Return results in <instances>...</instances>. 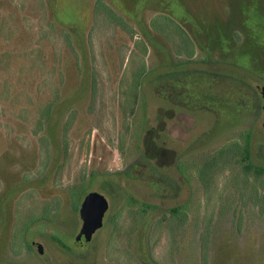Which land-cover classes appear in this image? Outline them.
I'll return each mask as SVG.
<instances>
[{
	"label": "rangeland",
	"instance_id": "rangeland-1",
	"mask_svg": "<svg viewBox=\"0 0 264 264\" xmlns=\"http://www.w3.org/2000/svg\"><path fill=\"white\" fill-rule=\"evenodd\" d=\"M95 2L0 0V264H264V0Z\"/></svg>",
	"mask_w": 264,
	"mask_h": 264
},
{
	"label": "trees",
	"instance_id": "trees-1",
	"mask_svg": "<svg viewBox=\"0 0 264 264\" xmlns=\"http://www.w3.org/2000/svg\"><path fill=\"white\" fill-rule=\"evenodd\" d=\"M102 9V13L104 11L105 19H108L110 22H117V24L121 26H125L124 19H122L121 16H119L115 11H113L112 8H110L108 5H106L103 0H96L94 4V14H98ZM135 80V79H134ZM138 83L134 81L133 87L136 88ZM134 94V93H133ZM223 155H225L229 160H235V162H238L240 168L246 173L249 172L250 169H255V171L259 175H264V167H253V165L249 161V149L248 145H244L243 147L239 145L236 141L231 142L230 144H227L226 146L219 149V151L216 153L217 159L221 158ZM239 157V158H237ZM72 199L75 200V194L72 193ZM131 199V198H130ZM135 201V200H134ZM139 208L135 211V213L142 217L147 213V209L151 206L139 203ZM179 208H173L171 209L172 218H176L179 215ZM61 247L67 249V247L57 238H53Z\"/></svg>",
	"mask_w": 264,
	"mask_h": 264
},
{
	"label": "water",
	"instance_id": "water-1",
	"mask_svg": "<svg viewBox=\"0 0 264 264\" xmlns=\"http://www.w3.org/2000/svg\"><path fill=\"white\" fill-rule=\"evenodd\" d=\"M262 94L264 98V93ZM107 208V204L100 196L88 193L83 197L78 208L81 226L74 237L76 246L83 247L91 242L94 233L102 227L103 217ZM35 247L39 253H42V248L39 244H35Z\"/></svg>",
	"mask_w": 264,
	"mask_h": 264
}]
</instances>
